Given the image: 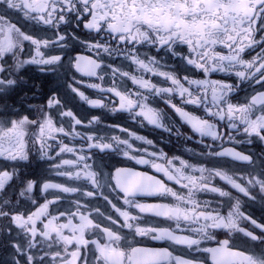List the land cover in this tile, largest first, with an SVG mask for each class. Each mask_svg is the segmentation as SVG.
Wrapping results in <instances>:
<instances>
[{"label":"snow or ice","instance_id":"1","mask_svg":"<svg viewBox=\"0 0 264 264\" xmlns=\"http://www.w3.org/2000/svg\"><path fill=\"white\" fill-rule=\"evenodd\" d=\"M252 205L264 0H0V264H264Z\"/></svg>","mask_w":264,"mask_h":264},{"label":"flooded vegetation","instance_id":"2","mask_svg":"<svg viewBox=\"0 0 264 264\" xmlns=\"http://www.w3.org/2000/svg\"><path fill=\"white\" fill-rule=\"evenodd\" d=\"M17 2L18 3L19 2H22V0H17ZM32 2L35 3L36 0H32ZM242 2H243V0H242ZM212 78L215 79L217 77L214 75ZM155 79L156 78H153V80H155ZM37 82H39V81H37ZM128 85H129V88L131 89L132 85H131L130 81L128 82ZM28 96H29V99H32L33 98L32 92H29L28 93ZM35 98L36 99H39V97H35ZM8 102L9 103H13L14 100H11L10 99ZM15 102L17 103V106H19L18 98H17V100ZM138 130L140 131V134H142V135H148L149 138H152L153 135H154V133L150 132L147 128H145V129H138ZM166 147H175V150L176 151H180L181 150V144L180 143H177L175 145H171L170 144V145H168ZM187 147L192 148L193 150H199V146L195 145L193 142H188L187 143ZM136 167H137L138 170L140 169V166H136ZM146 171L148 172L149 175H155L158 179H164L160 173L154 172L152 168H147ZM168 183H169V186H173L175 188H179L178 185H171V182H168ZM144 199H146L147 202H153V203L154 202H162L159 198H154V197H149V198H144ZM167 199L168 200H171L170 197L167 198ZM198 199H200V200H212L213 199V196L211 194H207V193H199L198 194ZM249 211H251L253 215H256L258 217L264 215V209H261L258 205H252V206H250ZM183 226L184 227H189L188 225H183ZM173 227H175L174 224H173ZM41 246L46 248L47 247V242H44Z\"/></svg>","mask_w":264,"mask_h":264}]
</instances>
